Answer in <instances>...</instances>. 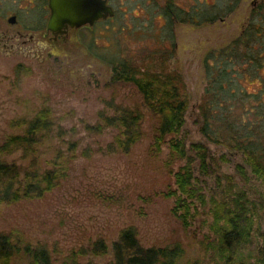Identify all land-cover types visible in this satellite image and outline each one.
I'll list each match as a JSON object with an SVG mask.
<instances>
[{"label": "rangeland", "instance_id": "rangeland-1", "mask_svg": "<svg viewBox=\"0 0 264 264\" xmlns=\"http://www.w3.org/2000/svg\"><path fill=\"white\" fill-rule=\"evenodd\" d=\"M259 1L113 0L116 16L92 31H72L55 43L37 39L28 50H0V142L7 134L20 132L17 121L46 107L61 127L75 128L72 138L79 143L77 155L57 187L43 198L0 207V230H14L32 243L45 245L55 262L103 239L109 248L106 255L79 257L102 264L112 260L111 244L120 231L133 227L142 247L180 241L185 248L180 264L189 259L212 264L205 249L206 239L212 235L210 199L220 198L225 186L224 181L222 186L216 184V175L232 174L239 186L264 192L248 168L246 182L236 173L234 164L239 158L210 146L216 157L227 153L229 161L219 162L217 174L200 177L196 171L205 202L193 201L184 225L173 212L175 197L164 195L176 189L173 173L182 161L167 165L166 144L158 153L150 149L155 120L146 108L140 106L146 113L141 126L145 134L127 152L98 150L112 141L113 130L88 136L83 124L95 123L102 109L113 113L116 107L140 104L134 88L106 86L113 59L130 60L143 69H158L160 63L166 71L178 70L187 82L193 109L205 82L200 63L203 52L238 35L252 5ZM169 4L178 16L183 9L198 21L171 24L172 16L165 12ZM207 17L214 20L206 21ZM193 119L188 110L185 129L191 140L198 139ZM85 147L91 149L88 154L83 152ZM261 229L264 231V220Z\"/></svg>", "mask_w": 264, "mask_h": 264}, {"label": "trees", "instance_id": "trees-1", "mask_svg": "<svg viewBox=\"0 0 264 264\" xmlns=\"http://www.w3.org/2000/svg\"><path fill=\"white\" fill-rule=\"evenodd\" d=\"M178 11L180 16L170 4L165 11L172 16L171 24L196 23L194 15ZM247 17L233 39L203 52L200 63L205 82L193 109L187 82L178 70L166 71L160 63L158 69H143L130 60L113 59L106 86L134 88L140 104L116 107L113 113L102 109L95 123L83 124L88 136L113 130L112 141L98 150L127 152L145 134L141 126L146 113L140 106L146 108L155 120L150 149L158 153L166 144L167 165L182 161L173 173L176 189L164 195L175 197L173 212L184 225L193 201L205 202L196 171L200 177L217 174L220 163L229 161L227 153L216 157L212 145L239 158L235 170L244 182L248 168L264 186V0L254 3ZM188 110L198 135L195 140L189 139L185 129ZM19 121L15 124L21 127L20 132L7 134L0 142V207L43 198L64 180L79 148L72 138L75 128L61 127L46 107ZM88 150L90 147H85L83 152ZM46 153L50 155L45 157ZM215 180L218 186L224 181L225 186L220 198L210 199L212 235L206 239L205 249L212 264H264V192L248 191L229 173L218 174ZM110 250L112 260L102 264H180L185 255L180 241L142 247L133 227L122 229ZM108 252L106 242L98 239L88 249L72 250L55 262L45 245L30 242L17 231L0 230V264H16V260L24 264H98L91 259L80 261L79 257ZM184 264L201 263L189 259Z\"/></svg>", "mask_w": 264, "mask_h": 264}, {"label": "flooded vegetation", "instance_id": "flooded-vegetation-1", "mask_svg": "<svg viewBox=\"0 0 264 264\" xmlns=\"http://www.w3.org/2000/svg\"><path fill=\"white\" fill-rule=\"evenodd\" d=\"M105 4L111 6L112 16L99 18L92 24L80 27L67 26L63 33H57L47 28L51 13L48 0H0V50H28L37 39L55 43L65 39L72 31H92L116 16L117 8L113 0H105ZM30 21L33 23L29 24Z\"/></svg>", "mask_w": 264, "mask_h": 264}, {"label": "water", "instance_id": "water-1", "mask_svg": "<svg viewBox=\"0 0 264 264\" xmlns=\"http://www.w3.org/2000/svg\"><path fill=\"white\" fill-rule=\"evenodd\" d=\"M48 5L51 13L47 28L57 33H63L67 26L80 27L113 15L105 0H48Z\"/></svg>", "mask_w": 264, "mask_h": 264}]
</instances>
